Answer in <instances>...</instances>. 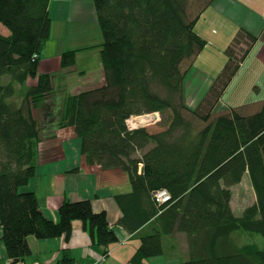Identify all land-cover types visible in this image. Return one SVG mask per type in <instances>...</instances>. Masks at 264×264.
<instances>
[{"label":"trees","instance_id":"16d2710c","mask_svg":"<svg viewBox=\"0 0 264 264\" xmlns=\"http://www.w3.org/2000/svg\"><path fill=\"white\" fill-rule=\"evenodd\" d=\"M92 2L102 36L103 84L66 96L56 124L46 106L53 77L38 74L39 53L50 35L49 0H0V242L6 264H25L32 255L29 237L67 242L76 220L87 226L102 255L118 243L106 212H94L89 200L63 201L52 221L35 192L21 190L41 159V130L51 132L56 125L72 127L87 165L127 175L131 192L115 201L122 213L118 225L140 241L129 264L160 256L163 236L175 233L186 239L188 258L182 264H264V250L236 242L237 232L264 240V103L253 114L232 108L213 113L257 38L237 31L223 51L220 73L189 110L183 104L184 80L206 46L194 31L202 10L190 18L189 0ZM75 54L62 53L63 69L75 65ZM28 80L35 83L27 86ZM17 89L23 90L19 101ZM36 109L44 111L43 121L34 117ZM167 112L163 131L125 127L130 116ZM244 175L256 203L236 217L231 188ZM161 190L170 195L167 203L155 201ZM147 225L150 231L141 232ZM56 264L79 263L63 250Z\"/></svg>","mask_w":264,"mask_h":264},{"label":"crops","instance_id":"0c3cea01","mask_svg":"<svg viewBox=\"0 0 264 264\" xmlns=\"http://www.w3.org/2000/svg\"><path fill=\"white\" fill-rule=\"evenodd\" d=\"M210 5H214L220 15L228 22H232L238 30L243 29L257 38L244 62L248 60L254 51L255 54L259 52V46L264 45V0H214ZM48 13L51 20L50 35L39 53L38 74L51 75L54 82L53 88L56 92L59 90L60 93L58 94L60 95L65 93L64 83L55 86L57 85L56 81L62 82L61 80L65 77L72 80L68 96L100 87L103 84V79L99 86H94V81L84 83L87 81H84V78H87L90 74L88 72L89 67L84 65L95 54V57L98 58L101 42H98L95 46L85 48L76 46L77 42L72 43V40H82L81 29L90 28L87 30L89 35H91L92 30H96L97 20L92 0H49ZM85 45H88V43H85ZM94 49H97V51L95 54H91ZM224 49H220V51L223 53ZM203 50L198 57H201ZM66 51H76L75 64H79L77 67L79 75L73 71L75 67L65 69L61 67V55ZM198 57L192 66L196 69L199 62ZM258 62L264 68L262 60L260 59ZM81 63L84 64L80 65ZM98 65L102 70L100 61H98ZM205 69L207 70V68ZM220 71L215 74L218 75ZM238 71L232 80H234ZM232 80L225 92L232 84ZM212 82L213 80L209 83ZM34 83V80H28L26 84L31 85ZM54 89L53 93H56ZM60 95L53 96L52 94L53 99L50 98L49 101L54 102L55 96ZM259 102H264V100ZM225 106L228 105L224 104L223 107ZM243 106L246 105L239 104L232 109L242 112ZM38 150L41 159L34 177L21 190L35 192L40 210L52 221L58 220L57 210L63 201L89 200L94 212H106L109 225L118 237V243L108 247L106 259L100 263L99 258L102 255V249L93 246L87 226L76 220L72 222V230L67 242L62 237L43 241L44 246H50L51 244L52 247L46 253L35 252V259L32 262L56 264L61 259L63 250H65L68 257L79 264H129L130 259L139 247L140 241L136 237V233L130 234L118 225L122 213L115 201L116 195L131 192L127 175L117 170H102L99 166L87 165L84 157L80 154V140L75 135L72 127L57 130L55 136L47 142L45 147H41V144H39ZM50 150L53 151L50 152ZM138 172H141V166ZM148 225L143 226L140 231L149 232ZM162 244L163 253L160 256L147 258L141 264H182L187 260V245L183 234L175 233L163 236ZM30 249L33 253L31 246ZM1 258H5V262H8L6 255H2Z\"/></svg>","mask_w":264,"mask_h":264},{"label":"rangeland","instance_id":"374dc122","mask_svg":"<svg viewBox=\"0 0 264 264\" xmlns=\"http://www.w3.org/2000/svg\"><path fill=\"white\" fill-rule=\"evenodd\" d=\"M209 0H189L190 6H189V16L190 18H194L207 4ZM96 30L91 31V35L88 34V29H81V36L83 37L82 40H72V43H76V46H79V48H85L89 46H95L98 44V42H101L102 44V36L98 27V24L95 25ZM194 31L196 34L202 37L203 40L206 41V46L201 54V57L199 58V62L197 63V69L192 67L188 74L185 77L184 80V89H183V104L186 108L189 110H194L199 103L204 98L208 88L210 87V81L214 80L218 75L215 74L221 70L223 67L226 58L222 51L220 49L226 48V46L232 42L234 37L236 36V33L238 29L234 26L232 22H228L227 19L225 20L220 13L216 10V7L214 5H208L204 10H202V13L200 15L199 20L195 24ZM86 37V38H85ZM89 39V41H88ZM85 43H88V45H85ZM260 47V48H259ZM258 48L260 49L259 52L255 54V51L252 53V55L248 58L247 61H245L241 68L239 69L237 75L235 76L234 80H232V84L228 88V90L225 92V94L222 96L221 101L216 105L213 113L214 115L222 113L227 111L230 107L235 108L239 104L246 105L243 106L241 109L243 114H253L258 111L264 102H259L264 100V68H262L261 63L258 62L260 59L264 60V45L262 44ZM100 50V46H99ZM225 50V49H224ZM83 51V50H82ZM97 49H94L91 54H95ZM99 53V51H98ZM257 55V57H256ZM96 56V54H95ZM91 57L90 60H88L86 65L88 66L90 72L89 76L87 78H84V83H87L88 81H94V86H99V84L102 82L103 75L102 70H100V66L98 65V61H100L99 55L98 58ZM264 63V61H262ZM84 63H81L80 65H83ZM79 64H75L73 67L75 74L79 75L78 67ZM72 68V67H71ZM207 68V70L205 69ZM70 72V71H67ZM215 74V75H214ZM62 82H57V85H62L61 83H64V89H65V95L58 94L60 91L53 93L54 95H60L58 97L55 96V105L56 107L51 104L53 101H49L50 97L46 99V106L48 105L50 107L49 112L51 113V121L55 122L56 124H59L60 120V110H61V102L68 96L69 94V87L72 86V80H70L69 77H65ZM82 83V79L80 80ZM53 82V81H52ZM28 84L27 86H29ZM54 85V82H53ZM101 85V84H100ZM93 86V88H95ZM54 87V86H53ZM16 94L14 99L18 100L21 98V92L23 90H16ZM20 92V94H19ZM51 98L53 99L52 95ZM245 103V104H244ZM226 104L228 106L223 107V105ZM230 106V107H229ZM43 107V105H42ZM41 107V108H42ZM255 111V112H254ZM42 109H36L33 113L34 117L39 120H44V114H42ZM153 114V113H151ZM154 115L157 116L156 120L151 122L154 123L152 125L139 127L136 129H146L150 133H156L163 131L167 128L169 118V113L167 112L164 115H159L158 113H155ZM187 118L189 117L186 115ZM128 120V119H127ZM126 121V120H125ZM129 122V120H128ZM197 127H202L203 125L201 123H197ZM126 125V124H125ZM57 126V125H56ZM55 129L52 128L51 132H47L45 129L41 130L40 132V143L41 147H45L47 142L52 140L53 135L56 134L57 130L59 129L58 126ZM126 127V126H125ZM50 128V127H49ZM133 129V130H136ZM131 131V130H130ZM72 145V143H71ZM55 150V148H54ZM53 150H50V152ZM24 188V187H23ZM232 197H231V209L235 216L240 217L243 215L244 211L250 207L251 205L255 204L256 197L255 193L251 184V181L249 179L248 175H244L242 181L233 186L231 188ZM236 242L238 244H247V243H253L258 246L259 249L264 250V240H262L259 237H248L247 235L242 236L241 232L236 233ZM30 241V246L33 249V253L31 256L26 257L25 263L30 264L32 260H34L35 252L37 253H46L52 245L50 246H44L43 241H38L34 239L33 237L28 238ZM3 246L0 242V257L4 254ZM32 257V258H31ZM5 258L0 259V264H6Z\"/></svg>","mask_w":264,"mask_h":264},{"label":"built area","instance_id":"2783aa9c","mask_svg":"<svg viewBox=\"0 0 264 264\" xmlns=\"http://www.w3.org/2000/svg\"><path fill=\"white\" fill-rule=\"evenodd\" d=\"M154 114L155 113L144 114V115H139V116H130L128 118L129 122H128V120L125 121V124H126L125 126L127 127L128 130H133V129H136L139 127L152 125V124H154V123H151L153 121L145 120V118L148 117L149 115H154ZM156 118H157V116H156ZM154 198L158 204H164V203H167V201L170 199V195L166 191L161 190V191H157L154 193ZM107 255H108V253L106 255H101L99 258V262L100 263L104 262ZM31 264H40V263L35 261V262H32Z\"/></svg>","mask_w":264,"mask_h":264},{"label":"bare ground","instance_id":"6f19581e","mask_svg":"<svg viewBox=\"0 0 264 264\" xmlns=\"http://www.w3.org/2000/svg\"><path fill=\"white\" fill-rule=\"evenodd\" d=\"M145 120L154 121L155 117H154V115H149L148 117L145 118Z\"/></svg>","mask_w":264,"mask_h":264}]
</instances>
